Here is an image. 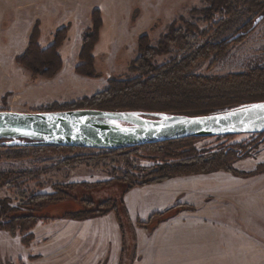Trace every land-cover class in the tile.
Listing matches in <instances>:
<instances>
[{
  "label": "rangeland",
  "instance_id": "374dc122",
  "mask_svg": "<svg viewBox=\"0 0 264 264\" xmlns=\"http://www.w3.org/2000/svg\"><path fill=\"white\" fill-rule=\"evenodd\" d=\"M206 5L204 0H0V110L44 112L53 102H72L101 91L110 77L134 75L130 63L137 55L140 35L148 33L156 44L174 21L181 25L182 18L198 22L206 30L209 24L200 15ZM95 9L102 11L104 20L102 38L94 51L96 68L103 76L88 78L76 74L74 67ZM255 14L242 11L232 19L226 18L225 23L210 24L212 29L197 44L233 39L253 24ZM221 18L216 15L215 21ZM37 20L44 47L53 42L56 29L71 26L60 49L64 67L53 79L35 78L15 62L26 48ZM185 54L173 48L155 61L162 64ZM257 67H264V17L255 21L245 36L228 43L225 51H212L200 59L190 72L224 76ZM29 142L0 147V206L6 201L7 208L12 209L9 214L40 218L26 234L0 229V264H68L73 257L82 264H114L119 249L120 264L122 233L114 211L84 221L66 218L65 214L80 209L82 199L93 201V208L109 198L120 200L126 184L117 178L127 171L140 176L141 169L154 165L152 155L145 150L124 156L114 154L97 165L86 158L107 150L47 148L30 146ZM234 145L244 152L232 164L235 172L220 169L177 176L180 179L176 186H165L162 181L155 185L158 188L136 186L124 195L129 214L128 219L123 218L125 264H175L169 249L178 258L172 242L180 239L172 238L171 231L181 223L186 232L180 237L184 244L179 243L184 246L178 247L182 253L187 247L188 262L264 264V135L242 133L194 140L200 155ZM81 157L85 158L79 160ZM113 178L111 184L101 185ZM82 183H98L101 187H74L69 190L72 197L64 201L43 199L55 193L56 187L67 189ZM110 213L116 218L117 228L111 216L107 217ZM74 232H78L79 240H72ZM30 233L34 239L26 246L22 237ZM72 245L79 246V250L73 251ZM65 252L67 261L63 258Z\"/></svg>",
  "mask_w": 264,
  "mask_h": 264
},
{
  "label": "trees",
  "instance_id": "16d2710c",
  "mask_svg": "<svg viewBox=\"0 0 264 264\" xmlns=\"http://www.w3.org/2000/svg\"><path fill=\"white\" fill-rule=\"evenodd\" d=\"M204 1L207 5L201 9L200 15L201 20L209 24L206 30L201 29L198 22L191 23L182 18L183 23L177 25L174 21L169 26L168 32L162 35L156 44L152 43L148 33L142 34L138 38L137 55L130 63V71L134 75L110 77L106 87L101 91L83 96L72 102H53L48 109L43 111L90 108L105 111H132L149 115L199 116L231 111L263 102L264 67L224 76L200 75L191 73L190 70L196 62L208 56L212 51L221 53L227 49L228 43L245 36L253 28L255 21L264 17V0ZM242 11L257 13L254 16L255 20L251 22L253 24L247 30L241 31V34L231 40L220 43L204 41L197 44L198 39L203 37L208 29L211 30L213 25L225 23L226 18L232 19ZM216 15H221L224 18L215 21ZM40 26L41 23L37 20L32 28L26 48L16 56L15 62L18 66L28 70L35 78L53 79L59 75L64 67V59L60 49L69 37L71 26L68 24L56 29L53 42L47 47H44L40 42L42 33ZM103 27L102 11L100 9L93 10L91 12V25L82 36L81 48L74 67L76 74L88 78H101L103 76L96 68L97 59L94 54L95 48L102 38ZM173 48H176L178 52H186L187 54L162 64L155 61L157 56L169 53ZM260 135H264V133H260ZM196 138L198 137L145 144L133 148L107 150L99 155L94 154L87 157V161H96L99 165L102 161L109 160L114 154L124 156L133 151L145 150L152 155L151 160L154 165L141 169L142 174L140 176L127 171L117 178L119 183L126 184L120 200L109 198L100 202L97 208H93L95 205L93 201L82 199L80 209L66 213L65 217L84 221L114 211L122 233L123 258L126 249L123 218L125 216L128 219L129 216L124 203V195L129 190L136 186L162 182L177 176L209 173L220 169L235 172L232 164L244 154L242 147L234 145L208 155H200L194 147ZM23 140L27 139L0 138V147L6 146L8 143L14 147L23 146ZM41 147L54 148L57 146ZM67 148L81 149L83 147L70 146ZM83 158L85 157H81L79 160H83ZM73 160L77 161V158ZM114 179L102 182L101 185L111 184ZM78 186L101 187L98 183L94 185L89 183L72 184L67 189L56 187L55 193L38 198L43 197L47 201H64L72 197L69 190ZM10 211L12 209L7 208L6 201H3L0 206V217L6 218L0 221V229L8 230L14 234L17 230L26 234L40 218L36 215H11L9 214ZM156 215L154 214L153 217ZM33 239L34 234L24 235L22 243L29 246ZM122 258L120 264H125Z\"/></svg>",
  "mask_w": 264,
  "mask_h": 264
},
{
  "label": "water",
  "instance_id": "95a60500",
  "mask_svg": "<svg viewBox=\"0 0 264 264\" xmlns=\"http://www.w3.org/2000/svg\"><path fill=\"white\" fill-rule=\"evenodd\" d=\"M260 104L264 101L253 105ZM253 105L199 116L90 108L44 112L0 110V138H24L30 141L28 145L115 150L187 137L264 133V109ZM150 116L161 119L153 120Z\"/></svg>",
  "mask_w": 264,
  "mask_h": 264
},
{
  "label": "crops",
  "instance_id": "0c3cea01",
  "mask_svg": "<svg viewBox=\"0 0 264 264\" xmlns=\"http://www.w3.org/2000/svg\"><path fill=\"white\" fill-rule=\"evenodd\" d=\"M178 179H180V177H176V178H172V179H169V180H166V181H163V182H165L164 184H166L165 186H168L169 184H173V185H175L176 186V184L177 183H179V181H177ZM157 184H162V182H160V183H155V184H146V185H143L145 188H152V189H155V188H158V186H155V185H157ZM142 186V187H143ZM174 194H175V192H174ZM173 196V195H172ZM169 208V207H168ZM167 209V208H166ZM108 216H111L110 218H112V220H113V222H114V227H116L117 228V223H116V218L113 216V213L111 214H108L107 215V217ZM107 217H103V218H107ZM100 220V219H99ZM176 221H177V218H176ZM186 231H184L183 229H182V223H181V225H180V227L177 229V230H173V231H171V237L173 238H177V239H180V240H178V241H173L172 242V244H174V246H173V250H174V252H176V253H178V258L176 257V255L173 253H171V250L169 249V251H170V257L173 259V260H171V261H174L175 262V264H198L199 262H197V263H193L192 261H190V262H188L187 261V247L185 246L184 247V253H182L181 252V250H180V248L178 247V246H184V245H179V243H180V241L182 240V238H180L181 236H182V234H184ZM119 234H118V236H120V232H118ZM74 239H76V240H79V236H78V232H74V235L72 234V240H74ZM72 240H70V241H72ZM173 240V239H172ZM180 244H184V242H181ZM73 248H77L78 250H79V246H76V245H72V250L73 251H75ZM120 249L118 250V252H117V260H119V255H120ZM202 251V250H201ZM67 252H68V250H67ZM67 252H65L64 254H63V258H64V260L65 261H67L68 259H69V257H67L66 256V253ZM76 254V253H75ZM191 257H193L192 256V252H191ZM184 258V259H183ZM117 260L115 259L114 260V264H118V262H117ZM79 261H80V259H79ZM81 262V261H80ZM80 262H75V260H74V257H73V261L72 262H69L68 264H79ZM83 262H81L80 264H82ZM200 264H229V263H224V262H221V263H209V262H200Z\"/></svg>",
  "mask_w": 264,
  "mask_h": 264
},
{
  "label": "snow or ice",
  "instance_id": "6c2138e0",
  "mask_svg": "<svg viewBox=\"0 0 264 264\" xmlns=\"http://www.w3.org/2000/svg\"><path fill=\"white\" fill-rule=\"evenodd\" d=\"M253 108H260V109H264V104H260V105H253Z\"/></svg>",
  "mask_w": 264,
  "mask_h": 264
}]
</instances>
